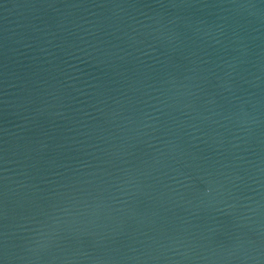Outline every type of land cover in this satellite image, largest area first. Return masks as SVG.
I'll return each mask as SVG.
<instances>
[{"label": "water", "instance_id": "water-1", "mask_svg": "<svg viewBox=\"0 0 264 264\" xmlns=\"http://www.w3.org/2000/svg\"><path fill=\"white\" fill-rule=\"evenodd\" d=\"M0 264H264V0H0Z\"/></svg>", "mask_w": 264, "mask_h": 264}]
</instances>
